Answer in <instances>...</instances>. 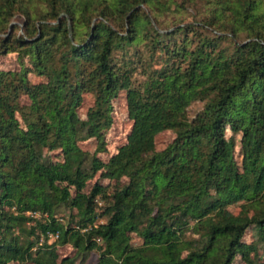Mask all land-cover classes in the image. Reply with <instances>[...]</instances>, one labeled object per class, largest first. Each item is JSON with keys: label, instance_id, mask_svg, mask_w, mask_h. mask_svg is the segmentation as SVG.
Here are the masks:
<instances>
[{"label": "trees", "instance_id": "trees-1", "mask_svg": "<svg viewBox=\"0 0 264 264\" xmlns=\"http://www.w3.org/2000/svg\"><path fill=\"white\" fill-rule=\"evenodd\" d=\"M169 11L191 19L163 28ZM141 42L161 67L144 69ZM13 52L21 67L0 68V264H75L91 250L96 264H264L243 241L253 227L264 242V0H0V56ZM120 90L132 126L103 161ZM164 130L175 137L157 150ZM90 138L93 152L80 146ZM97 173L116 186L86 190ZM61 207L74 210L67 225ZM64 244L75 256L59 257Z\"/></svg>", "mask_w": 264, "mask_h": 264}, {"label": "rangeland", "instance_id": "rangeland-1", "mask_svg": "<svg viewBox=\"0 0 264 264\" xmlns=\"http://www.w3.org/2000/svg\"><path fill=\"white\" fill-rule=\"evenodd\" d=\"M154 11L153 13H155ZM159 25L163 28L171 27L177 22L180 21H189L191 19V15L189 12H181L177 13L176 11H169L167 13L159 14ZM22 17L21 16H14L13 19L11 20L10 26L11 25H19L22 22ZM16 32L19 33V29L16 28ZM147 42H141L139 45V48L141 51H143L144 54V69L146 68H154L158 69L161 67V62L159 60V56L156 53H152L148 48ZM24 64L29 65L27 62V59H24ZM21 67V63L18 57V54L16 52L13 53H8L0 56V68L4 70H18ZM29 79L31 82L36 83L41 80H43L42 77H39L36 75L35 72H30L28 75ZM144 79V76H142L139 71H137L132 78V83H138L139 81H142ZM93 95L90 93H86L83 95V102L81 106L78 108V113L79 115L84 118L86 117V111L89 106L92 105L93 103ZM21 104H27L28 103V98L25 95H22L20 98ZM113 107H112V125L105 131V145H106V150L104 152H99L98 156L103 160L107 161L109 157L114 154L117 151V148L124 144L126 142L127 135L131 129L132 126V121L129 119L128 114H127V103H126V93L125 90H120L117 94V96L113 99L112 101ZM203 104L201 102H192L188 108H187V114L189 117L194 116L201 108ZM19 116V115H18ZM228 135V132H227ZM175 137V133L172 130H164L160 133H158L155 136V148L157 150L163 149L168 143H170L173 138ZM238 136H237V141H238ZM96 140L94 138H90L88 140L80 142V146L88 150L90 152H93L96 148ZM58 151H53L50 152L48 155L51 159H56L55 155ZM235 158L236 160L240 163L241 160V155L239 151V145L236 146L235 148ZM126 178L122 179V182H124ZM99 181L103 185L108 186V189L111 191L115 186L114 180H108V179H102L99 178V173L96 174V176L89 181L86 190L90 188V186L95 182ZM241 203L238 202L235 204H232L228 206V209L234 213L237 214L241 210ZM104 202L101 199H98L97 203V211L101 212L104 207ZM74 213V210L71 211L67 207H61L57 211V218L64 224H68L71 220V215ZM251 213V211H250ZM36 218H41L42 220L45 219V215L41 216L39 214H35ZM106 220V217H102L98 220V222H104ZM186 235L188 237L192 236V234L187 231ZM131 243L134 246H138L141 244L142 239L135 233L131 234ZM55 240V237L49 236L48 242L51 243ZM243 241L246 243H251L255 242L257 244V250L255 251V257L260 260L261 262L264 263V242L263 241H258L257 236L255 233V230L253 227H249L247 231L245 232L243 236ZM101 244V242H98ZM57 251L59 253V257L63 256H75L76 254V249L71 245V244H64L61 246L57 247ZM253 255V253H252ZM98 260V251L97 250H91L88 255L83 258L81 255H77L75 257V264H96ZM13 264H18L14 262ZM27 264H34V263H27ZM230 264H244L241 256L239 254H236Z\"/></svg>", "mask_w": 264, "mask_h": 264}, {"label": "built area", "instance_id": "built-area-1", "mask_svg": "<svg viewBox=\"0 0 264 264\" xmlns=\"http://www.w3.org/2000/svg\"><path fill=\"white\" fill-rule=\"evenodd\" d=\"M57 235L53 236V237H56Z\"/></svg>", "mask_w": 264, "mask_h": 264}]
</instances>
